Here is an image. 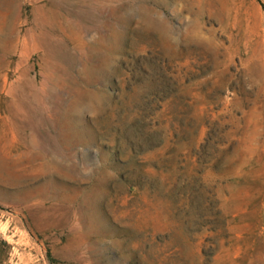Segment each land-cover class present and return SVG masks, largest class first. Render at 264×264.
Returning a JSON list of instances; mask_svg holds the SVG:
<instances>
[{
    "label": "rangeland",
    "instance_id": "rangeland-1",
    "mask_svg": "<svg viewBox=\"0 0 264 264\" xmlns=\"http://www.w3.org/2000/svg\"><path fill=\"white\" fill-rule=\"evenodd\" d=\"M0 264H264V0H0Z\"/></svg>",
    "mask_w": 264,
    "mask_h": 264
}]
</instances>
